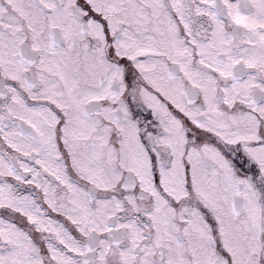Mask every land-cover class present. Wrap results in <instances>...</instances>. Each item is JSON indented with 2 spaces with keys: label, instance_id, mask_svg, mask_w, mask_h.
Returning <instances> with one entry per match:
<instances>
[{
  "label": "snow or ice",
  "instance_id": "1",
  "mask_svg": "<svg viewBox=\"0 0 264 264\" xmlns=\"http://www.w3.org/2000/svg\"><path fill=\"white\" fill-rule=\"evenodd\" d=\"M0 264H264V0H0Z\"/></svg>",
  "mask_w": 264,
  "mask_h": 264
}]
</instances>
